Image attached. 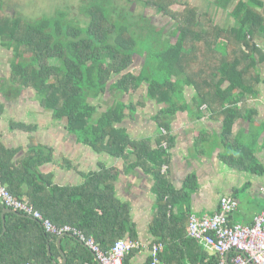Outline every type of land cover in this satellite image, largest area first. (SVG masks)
I'll list each match as a JSON object with an SVG mask.
<instances>
[{"label":"trees","instance_id":"16d2710c","mask_svg":"<svg viewBox=\"0 0 264 264\" xmlns=\"http://www.w3.org/2000/svg\"><path fill=\"white\" fill-rule=\"evenodd\" d=\"M7 2L0 0V47L6 46L12 55L8 76L0 75V99H17L28 88L41 109L92 150L124 159L134 155L126 168L140 167L152 179L155 198L148 230L153 243H162L158 261L164 260L160 264H168L171 255H176L175 264H218L217 253L187 235L186 207L189 191L197 186L196 175L188 174L176 189L163 169L175 145L171 119L176 111L191 109L183 96L184 88L189 87L197 107L204 105V111L221 120V140L230 147L232 124L240 116L247 94H253L255 84L264 80L259 70L264 60V1L237 0L233 4V0H214L222 9L233 4L229 11L233 23L224 25L216 22L209 9L190 0H81L82 21L60 7L39 18L11 14L5 10ZM177 3L180 8L173 7ZM134 5L167 16L173 22L168 36H162L164 27L151 25L142 12L133 14ZM134 15L141 21L132 18ZM145 33L154 40L147 50L138 40ZM139 58L141 66L135 72L132 67ZM148 71L159 74L154 77ZM111 89L121 98L110 101L94 116L96 105L90 99L104 101ZM139 89L141 100H124L123 96ZM147 102L158 107L150 116L156 134L130 137L122 122L135 117V108ZM3 108L0 101V112ZM8 123L9 129L28 132L26 145L16 147L6 145L0 134V180L14 196L28 198L55 224L77 228L103 252L118 238L138 239L129 201L115 194L117 167L101 163L80 184H56L51 173L41 170L43 163L53 159V148L32 134L37 124L13 119ZM208 138L198 132L197 145L202 147ZM231 157L222 155L226 161ZM248 160L252 161L250 154ZM3 207L0 203V264L59 261L57 235L46 232L38 220L6 212L2 232ZM61 248L65 264H98L92 250L71 236L62 237ZM136 251L132 247L123 264H133L130 259ZM185 257L187 262L182 260ZM151 259L148 256L142 264H150Z\"/></svg>","mask_w":264,"mask_h":264},{"label":"crops","instance_id":"0c3cea01","mask_svg":"<svg viewBox=\"0 0 264 264\" xmlns=\"http://www.w3.org/2000/svg\"><path fill=\"white\" fill-rule=\"evenodd\" d=\"M230 6L211 10L216 22L222 25L233 23L229 15ZM223 14H226L225 19ZM259 70L263 78L264 60L260 62ZM254 89L253 94H247L241 106V114L232 124L233 138L227 148L220 136L221 120L204 111V105L197 107L192 99L193 90L184 88L183 96L191 109L176 111L171 119V133L175 137V145L171 149L170 162L163 165V169L166 168L169 172L171 184L176 189L182 187L188 174L196 175L197 186L189 191L187 201L186 209L189 213L201 215L214 212L219 198L223 195L234 197L238 201L237 207L229 214L230 223L250 224L253 216L264 210V80L257 82ZM34 97L33 91L25 88L17 99L7 102L0 99L4 103L0 112L1 139L8 146H25L28 132L9 129L8 121L13 119L36 123L37 128L32 134L38 142L53 148V159L43 163L41 170L51 173L52 181L59 185L80 184L88 172L99 170L101 163L117 167L119 175L115 182V194L118 198L129 201L131 219L138 234V239L134 241H138L139 246L130 261L133 264H142L150 256L154 239L148 230L155 198L150 189V175L140 167L126 168L134 155L125 159L114 157L105 152H96L89 145L78 141L74 134L64 129L59 120L52 119L49 113L41 109ZM147 106L156 105L152 102L146 103L142 109ZM31 111L35 112L34 119L28 117L27 112ZM143 112L147 113L143 118L136 114L135 117H126L123 120L122 125L130 137H153L156 134L155 124L150 118L152 113ZM198 132L206 133L209 137L202 147L197 145ZM226 153L232 155L229 161L222 158ZM249 154L252 161L248 160ZM252 162L257 164L255 168ZM62 258L61 255L59 261L55 260L56 263H60ZM163 260L164 257L160 262ZM167 260L168 264H175L176 255H171ZM182 260L187 262L186 257ZM97 263L100 264L98 261Z\"/></svg>","mask_w":264,"mask_h":264},{"label":"built area","instance_id":"2783aa9c","mask_svg":"<svg viewBox=\"0 0 264 264\" xmlns=\"http://www.w3.org/2000/svg\"><path fill=\"white\" fill-rule=\"evenodd\" d=\"M264 51V45L262 46ZM0 203L38 220L48 233L62 235L70 233L87 245L100 264H123L124 255L138 247V241L116 239L107 252H103L91 239H85L77 228L68 224L57 225L45 217L26 197L14 196L6 184L0 180ZM238 201L231 196L219 198L217 209L210 214L188 213L187 235L203 247L219 255L218 264H264V210L253 216L250 224L229 222V214L237 207ZM162 243H153L150 251V264H160L158 251ZM233 252L231 258L225 255ZM248 258L245 257V255ZM25 264H32L26 262Z\"/></svg>","mask_w":264,"mask_h":264},{"label":"rangeland","instance_id":"374dc122","mask_svg":"<svg viewBox=\"0 0 264 264\" xmlns=\"http://www.w3.org/2000/svg\"><path fill=\"white\" fill-rule=\"evenodd\" d=\"M180 1H183V0H180ZM190 1H192V2L194 1L200 8L209 9L210 11L214 10L215 7H217L215 4L213 5L214 0H190ZM212 1H213V3H212ZM80 2H81V0H9V2H7L8 4L5 6V10L11 14L19 13L21 16H24L27 18H39L41 16H44V14L50 15L53 12V9H55L56 7L57 8L60 7V9L67 12V15L73 16L74 19L76 18V19H80L82 21L85 18V16L82 15L80 10H79ZM209 4H212V5H209ZM173 7L174 8H180L181 5L179 3H177V4L173 5ZM16 10H17V12H16ZM132 11L134 12L133 14H135V15H137V13L142 12L143 15H145V17H148L149 22L154 27H164V31L162 33V36L167 35V31H169L168 27H170L173 23L172 21H170V19L167 16L161 15L160 13L156 12L153 8L143 9L138 5H134L132 7ZM135 15L132 16V18L133 17L136 18ZM224 15H226V14H223V18L225 19L226 16H224ZM136 19L138 21H141L139 19V16ZM138 40H139V43L142 42V44H143L142 49H144V50L151 49V47H153V46H150V44L154 40H152L151 36L147 38L146 33L143 34V36L138 37ZM11 55H12V51L10 49H8L6 46L0 47V75L1 76L7 77L9 74L8 61H9V58ZM141 62H142L141 58L136 60L134 63L135 65H133V67H132V70L135 72H138V70L141 66ZM148 72L152 76L153 72L152 71H148ZM158 74H159V72L154 73L153 76L156 77ZM159 77H162V74H160ZM187 95L188 94H186V96ZM104 97H105V101L98 100V99H92V98L90 99L91 100L90 102H92L96 105V111L93 113L94 116L97 115L100 110L105 108L107 106V103H109L110 101H114L116 99L119 100L121 98L116 93H114V90H112V89L110 91H108L107 95H105ZM123 98L126 102H128L129 99L132 100L133 102H136V100L142 99V94H141V91L139 89L131 95L123 96ZM147 103H150V102H147ZM155 107L156 106H149V107L147 106V107H145V109H142V106L138 105L135 108V114H140V115H142V118H143L147 114V113H144L143 111L148 112V114H149V113H152L153 111H155V109H154ZM157 108L158 107H156V110H157ZM27 113H28V117L30 116L29 118H33V119L35 118V112L34 111H31L30 113L27 112Z\"/></svg>","mask_w":264,"mask_h":264},{"label":"water","instance_id":"95a60500","mask_svg":"<svg viewBox=\"0 0 264 264\" xmlns=\"http://www.w3.org/2000/svg\"><path fill=\"white\" fill-rule=\"evenodd\" d=\"M6 212H14V213L19 214V215H21V216L31 217V216H29V215H26V214H24V213H21V212H19V211H16V210H14V209H12V208L4 207V208L2 209V211H1V218H2V223H3L2 232L5 230L4 222H5V213H6ZM31 218H32V217H31ZM65 235H70V236H72L73 238H75L76 240H78L80 243H84V242H83L82 240H80L77 236L72 235V234H70V233L62 234V235H57V237H56V244H57V246H58V248H59V250H60V253H61V255H62L63 258H62V260H61L60 263H56L55 260H52V263H54V264H65L66 257H65V254H64V252H63L61 246H60V241H61L62 237L65 236ZM47 252H48V254L50 255V247H49V245H47ZM92 253H93V255H94V252H93V251H92ZM244 255H245V254H244ZM94 256H95V255H94ZM245 257L248 258V256H246V255H245ZM227 258H228V253L225 255L226 262H227ZM227 264H228V263H227Z\"/></svg>","mask_w":264,"mask_h":264}]
</instances>
